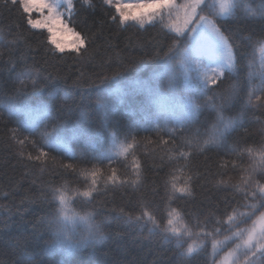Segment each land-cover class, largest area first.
Returning a JSON list of instances; mask_svg holds the SVG:
<instances>
[{"label": "trees", "instance_id": "1", "mask_svg": "<svg viewBox=\"0 0 264 264\" xmlns=\"http://www.w3.org/2000/svg\"><path fill=\"white\" fill-rule=\"evenodd\" d=\"M177 2L183 3L184 0ZM248 2L253 8L259 4V0ZM74 5L69 22L87 38L84 46L87 52H83L82 47V54H77L73 49L55 52L54 46L47 41L46 29H32L18 11V6L13 7L10 2L7 6L0 3V104L7 102L8 97L16 96L18 77L25 68L39 70L40 83L45 85L41 92L35 94L29 88L28 94L20 97L23 103H16L11 113L0 110V264H211L210 257L207 261L203 255L189 260L180 255L192 240H186L183 248L177 249L175 241L166 240L162 231L150 233L148 229L151 225L130 223L126 217L139 215L141 205L147 204L148 210L156 215L163 228L169 180L174 179L177 187H182L188 177L195 173H199L200 177L192 181V196L176 199L171 204V208L184 214V222L194 232L199 231L195 227V217L198 216L203 222L210 213L214 214L208 219L207 230L211 231L213 227H218L214 219L222 218L225 209L230 212L237 201L244 203L243 198L230 188H217L216 181L226 180L234 184L240 183L241 177L248 176L244 169L251 166V160L242 150L246 147L259 149L264 144V99L256 102L253 97L252 106L243 111L242 125L227 137L225 144L209 148L201 154L194 139L195 128L203 131L215 118V112L204 104L206 98L214 97V94L227 95L236 80V74L231 73H226L222 82L218 81V87L210 83V90L204 96L194 97L202 105L197 121L183 132L178 131L176 137H170L163 131L159 137L154 132H131L126 127L129 114L145 99V82L153 79L157 72H162V68L149 65L140 71L129 69L122 78L109 81V95L118 105L113 119L123 126L109 131H117L122 141L127 135L126 142L136 146L127 159L120 157L119 160H113L110 166L107 161L101 164L94 160L78 165L81 169H95L103 173L97 176L101 192L88 208L95 212L94 218L101 225L104 239L73 248L67 245L51 246L52 233L47 221L55 205L51 202L48 188L59 186L65 181L73 188L82 189L84 185L82 181L77 183L73 176L65 175L60 170L63 163H77L69 161L62 148L53 150L41 140L39 133L31 135L21 127L20 121L36 119L38 116L36 112L26 115V106L36 108L41 103H47L52 117L71 123H75L81 110H84L88 113L86 123L99 129L101 112L96 106V94L89 85L99 84L102 76H111L120 71L121 65L127 67L141 59L149 60L158 46L163 45L166 51L174 35L168 29H162L159 23L155 26L147 23L143 27L135 22L119 24L115 8L106 5L105 0H88L87 3L85 0H74ZM113 16H117V20L114 21ZM168 22L166 19L165 23ZM217 23H222L224 35L230 38L240 53L251 52L243 38L249 34H260L264 29V20L246 19L242 15ZM245 63L242 61L241 66ZM246 73L244 67L239 75L243 78ZM74 82L81 86L72 87ZM253 83L259 85L260 80L257 78ZM186 85L187 82L180 78L178 93H183ZM52 86L56 91L50 96L49 89ZM199 86L202 87V83ZM66 92L70 98L66 97ZM246 98L247 88L239 93L238 100H233L230 110L225 114L239 115ZM216 102L219 103L218 98ZM176 115L181 117L179 112ZM53 122L51 119L47 121L49 129ZM168 127L178 128V125L170 122ZM13 129H19L17 139L28 137L30 141H35V145L26 143L21 147L12 139L10 130ZM185 139H193V146H185L182 143ZM203 139L201 137V142ZM161 140L169 143L164 145ZM108 146L106 141L105 147ZM67 147L74 149L77 154L82 150V146L75 142L69 143ZM40 149L49 153L43 171L39 161L28 159L29 154L32 157L39 155ZM177 149L190 152V159L169 161L170 155L178 154ZM20 152L24 155L21 156ZM134 157L142 165V186L136 189L130 186L109 187L108 191H103V182L113 169L120 179L134 178L130 167ZM41 159L44 160V157ZM233 163L237 165L235 169ZM220 164H226L227 167L221 169ZM220 172L224 175H218ZM253 180L264 184V177L260 175H254ZM76 207L79 209L80 205ZM81 229H86V226H81ZM225 235L228 233L224 232L216 239H223ZM234 246L235 242L228 244L219 252L216 260ZM207 252H211V238L207 240ZM243 262L244 255L241 254L236 264Z\"/></svg>", "mask_w": 264, "mask_h": 264}, {"label": "snow or ice", "instance_id": "2", "mask_svg": "<svg viewBox=\"0 0 264 264\" xmlns=\"http://www.w3.org/2000/svg\"><path fill=\"white\" fill-rule=\"evenodd\" d=\"M11 3L13 7L18 6V11L26 20V24L32 29H46L47 41L54 46L55 52L63 53L65 45L57 39L58 25L62 24L61 17L64 15L60 9H66L69 18L74 13L75 5L73 0H0L7 6ZM88 0H85L87 3ZM105 4L113 6L118 16V22L125 25L132 21L143 27L146 23L155 26L161 24L162 29H168L169 33L174 34L172 42L165 47L158 46L149 60L141 59L127 67L121 65V70L114 72L111 76H102L100 83L89 85L96 94V106L101 112L102 122L99 129L86 123L88 113L81 110L79 119L75 123L62 118L52 117L47 103H41L36 108L26 106V115L36 112V119H25L20 121L21 127L25 128L31 135L39 133L41 140L46 146L53 150L62 148L69 161L77 163H63L60 170L65 175H71L76 182H83V188H73L69 182L65 181L59 186H50L48 192L51 202L55 205L53 212L48 218V224L51 228L52 247L69 248L88 245L98 240L104 239V233L101 225L95 221V212L88 208L99 195L101 188L98 187L97 176L103 175L98 170H87L78 167L79 164H87L91 161H97L101 164L108 162L109 166L113 160H119L120 157L127 159L131 150L136 146L134 143H128L127 135L122 141L117 131L109 129H119L123 127L119 121L113 119L118 105L111 100L108 92L109 81L122 78L129 69L140 71L143 67L155 65L162 68V72H157L153 79L145 82L143 94L145 99L139 107L129 114V120L126 127L131 132H154L159 137L163 131L170 137H176L178 131L183 132L186 127L197 121L198 114L202 105L197 103V95L204 96L209 91V77L207 72L210 70L215 73V78L211 80L212 85L219 86L218 81L222 82L226 73L236 74V80L230 86L227 95L214 94V97H207L204 104L215 112L214 121L201 131V128H195L194 139L196 147L202 154L212 147H219L225 144L227 137L235 132L243 123L241 119L243 111L253 104V97L256 102L264 99V29L260 34H249L244 37L251 52L240 53L231 42L230 38L224 35L222 23L226 19H235L242 15L246 19L264 20V0H259L256 8H253L248 0H184L183 3H177L176 0H150L145 3H121L119 0L113 5V0H105ZM47 15L44 16V11ZM135 10V11H133ZM39 12L43 19H33V13ZM183 14V23L172 22L171 18L175 14L177 21L180 14ZM117 16L112 19L117 20ZM168 19L170 22L165 23ZM66 29V25L63 26ZM77 43L72 45L77 54L87 52L85 37L76 33ZM207 40L209 49L207 52L199 49L200 42ZM91 41L89 40L88 43ZM147 55V54H146ZM246 63L241 66V62ZM211 65H215L214 68ZM246 67L245 77H241L239 72ZM183 78L187 82L183 93H178V81ZM260 80V84L253 83L255 79ZM41 76L39 70L25 68L18 77V87L16 96L8 97L7 102L0 104V110L12 112L16 103H23L21 96L28 94L31 88L33 94L41 92L45 85L40 83ZM166 81V83H165ZM196 81L197 83H192ZM202 83V87L199 85ZM78 82H74L72 87H80ZM247 88V98L241 106V112L237 116H227L226 111L230 110L234 99H239V93ZM56 91L52 86L49 89L51 96ZM257 93H260L257 95ZM66 97L68 93L66 92ZM217 98L219 103L216 102ZM71 111V108H69ZM179 112L181 117H177ZM53 120L50 129L48 120ZM175 122L177 127L169 128L168 124ZM43 128V131H41ZM19 129L10 130L12 139L24 147L26 143L35 145V141H30L28 137L17 139L16 133ZM70 133V134H68ZM201 137L204 139L201 142ZM109 146L105 147V142ZM78 143L82 150L77 152L67 147L69 143ZM166 145L167 140H161ZM187 147L193 146V139L182 140ZM178 151L177 155H170L169 161H179L190 159L191 153ZM234 151V149H232ZM251 160V166L244 169L248 176L241 177L240 183L230 184L226 180H217L216 186L220 189L230 188L234 193L243 198L244 203L237 201L231 211L225 209L222 218H215L214 223L218 227H213L208 231V219L214 214L210 213L209 218L201 222L197 217L195 227L199 231H193L188 223L184 222V214L177 209L171 208V204L176 199H186L192 196V181L200 177L199 173L189 176L188 181L182 187H177L174 179H170L169 190L167 192V205L164 216L163 228L157 220L156 215L148 210L147 204L141 205L139 215L126 217L130 223L143 222L144 226L151 225L149 232L162 231L166 240L175 241L177 249L183 248L186 240H192L191 243L183 248L180 255L186 259H195L196 256L203 255L207 259L211 258V264H236L240 255H244L243 264H264V184L254 181V175L264 177V144L259 149L246 147L243 150ZM23 156L24 153L20 152ZM49 153L40 149V154L32 157L29 154V160L39 161L41 170L46 164ZM238 156L241 153H237ZM44 157V160L41 159ZM55 159V158H53ZM131 172L134 178L120 179L116 170L103 182V191H108L109 187L130 186L133 189L142 186V165L133 158ZM224 169L226 164H220ZM233 169L237 167L235 163ZM218 175H224L223 172ZM235 199V197H232ZM225 203H228L225 201ZM79 204V209L76 205ZM231 206V205H229ZM245 209V210H242ZM123 211V210H121ZM257 213H259L257 215ZM188 215H195L188 213ZM250 222V223H249ZM241 225H247L241 227ZM81 226H86L82 230ZM227 232L223 239H216L222 233ZM195 237V239H193ZM211 238V252H207V240ZM238 241L235 247L226 253L223 261L217 262L216 256L223 251L228 244Z\"/></svg>", "mask_w": 264, "mask_h": 264}, {"label": "rangeland", "instance_id": "3", "mask_svg": "<svg viewBox=\"0 0 264 264\" xmlns=\"http://www.w3.org/2000/svg\"><path fill=\"white\" fill-rule=\"evenodd\" d=\"M49 2H51V0H49ZM116 2H117V0H113V5ZM119 2H121V3H140L141 0H119ZM143 2L148 3V2H150V0H143ZM176 2H177V0H176ZM73 4H74V0H73ZM60 11L63 12L64 15L61 17L62 24L57 26L58 27L57 39L62 44L65 45V50L73 49L72 45L77 43L76 33H79L81 37H83V36H82V34L79 31H77L73 26H71V24L69 22V15H68L66 9H60ZM133 11H135V10H133ZM46 15H47V10L44 11V16H46ZM32 18L33 19H43V17L39 14V12H35V11L33 13ZM171 21L172 22H178V23L182 24L183 23V14L182 13L180 14V18H179L178 21H177L176 15L174 14L173 17L171 18ZM129 22H132V21H129ZM64 25H66V29L63 27ZM199 49L201 51L207 52L208 49H209V42L207 40L201 41L200 45H199ZM211 67L214 68L215 65H211ZM207 75L209 77V84H210L211 80L215 78V73H213L212 71L209 70L207 72ZM236 243H238V241H235V244ZM234 247H232L229 250H227L226 252H224V254L219 259H217V262L223 261L224 258H225L226 253H228Z\"/></svg>", "mask_w": 264, "mask_h": 264}]
</instances>
